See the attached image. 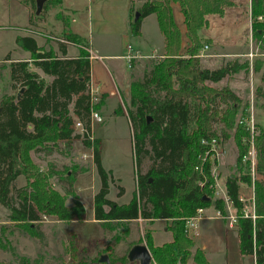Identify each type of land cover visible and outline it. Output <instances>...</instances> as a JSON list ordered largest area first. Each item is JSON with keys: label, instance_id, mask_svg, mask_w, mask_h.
<instances>
[{"label": "trees", "instance_id": "trees-1", "mask_svg": "<svg viewBox=\"0 0 264 264\" xmlns=\"http://www.w3.org/2000/svg\"><path fill=\"white\" fill-rule=\"evenodd\" d=\"M29 4L35 14L36 0H21ZM61 0H44L35 17L49 4ZM170 3H176L184 25L185 47L181 52L180 32L176 26ZM231 0H139L130 2L128 28L133 36L140 34L141 19L153 14L162 36V52L148 58L140 78H131L123 110L129 121L136 161L135 190L124 204L106 198L110 171L99 160V139L91 137L90 112L103 104L98 98L89 100V60L86 41L75 33L63 32L55 50L37 45L30 35H16V46L28 53L27 60H9L10 88L15 90L0 99V205L9 211L8 220L36 237L40 215L55 216L58 220L81 221L84 208L71 189L76 169L65 173L68 187L64 195L74 199L65 205V197L54 190L48 170L38 171L30 154L40 149L68 150L73 142L91 151L92 163L99 179V188L92 196L93 218L102 227L111 229L112 223L123 225V238L128 224L136 219L167 222L165 230L170 240L154 245L146 232L143 243L150 256V264H205L203 250L196 247L185 230V220L198 208H212L224 212V201L212 197L213 177L209 162V142L216 137L218 124L222 140L232 137L236 148L235 164L241 169V159L249 140L240 141L244 132L233 128L239 98L227 87H215L225 77L240 70L247 71L248 63L227 61L216 68L201 67L197 51L201 47L198 30L206 26L207 15L221 17ZM137 17L134 19V13ZM251 31L254 38L264 42V0H249ZM258 19L260 21L258 22ZM77 45L78 54L66 55V45ZM50 77L45 81L29 66ZM263 84L255 89L256 98L264 93V64L253 66ZM18 95V96H17ZM117 107L114 114H121ZM73 118L81 125L76 132ZM252 145L255 150V171L264 178V127L255 126ZM148 165L140 171L143 161ZM83 170V168H79ZM56 174V173H54ZM18 176L24 184L14 187ZM111 177V176H110ZM112 181V180H111ZM253 183V212L255 217L239 216L244 204L239 199V183ZM224 191L238 215L235 227L238 252L250 255L255 264H264V180L256 181L246 174L225 178ZM122 192L120 190L118 195ZM108 226V227H107ZM120 240L119 237L115 241ZM140 239L128 244L117 261H127L126 253ZM1 245V243H0ZM110 250V249H105ZM111 256L112 252H109ZM0 264H9L0 260Z\"/></svg>", "mask_w": 264, "mask_h": 264}, {"label": "rangeland", "instance_id": "rangeland-1", "mask_svg": "<svg viewBox=\"0 0 264 264\" xmlns=\"http://www.w3.org/2000/svg\"><path fill=\"white\" fill-rule=\"evenodd\" d=\"M77 1L82 4L85 16V10L87 7L89 8L88 24L83 30L86 43L92 42V46L101 44L106 47H112L113 45L118 47L121 36V43L123 44L128 43L132 46H140L143 49L154 46L156 49L154 54H161L163 40L157 30L153 14L146 15L141 19L139 24L140 34L133 36L128 30L124 34L118 27L126 0ZM61 2L47 5L46 10L36 18L28 3L21 0H0V99L3 95H10L15 92L10 88L9 60H4L5 56H8L11 60H17L20 59L21 53L27 55V52L16 46L15 36L28 34L36 38L38 45H42L45 49H55L56 44L63 37V32L68 31L66 27H68L70 19L76 16L71 10L60 9ZM130 2L133 7L139 4V0H130ZM248 3V0H235L233 8L225 10L222 20L215 16H209L208 32L213 33V37L200 38L201 47L196 52L197 55L198 53L201 54L198 56L201 67L216 68L232 60L248 63L247 71L240 70L217 83L209 84L219 88L227 87L239 98V106L234 114L233 128L239 127L244 132L240 136L242 143H246L247 138L250 140L251 135L254 134L255 126L264 127V93L259 98H256L255 95V89L263 86V84L258 79L259 73L253 72L252 69L253 66L262 67L264 64V42L252 35ZM173 9L175 22L181 25V15L176 3H173ZM26 14L29 21L21 27L26 19ZM259 21L260 19H258ZM98 31L105 32L106 34L102 33L105 36H98L96 34ZM124 39H126V43ZM203 46H206V48H203ZM130 47L128 46V49ZM184 47L185 42L180 50L181 52H183ZM140 57L132 70L120 61V63L122 62L121 72L123 74L132 73L134 79L140 78L145 67H148L146 66L148 57L141 55ZM118 63L119 61L116 62V65ZM29 68L33 71L39 70L32 65ZM92 70L99 79L104 78L101 65H94ZM45 80L49 81L50 77L46 76ZM116 100L117 98L107 101L106 110L101 111L104 115L102 117L103 121L97 123L94 130L100 139V165L104 170L110 171L111 176L108 178L106 198L117 204H124L129 201L135 190L136 161L132 131L123 110V102L120 103L123 113L114 114V107L117 105ZM127 104L128 97L124 106ZM93 120H90L89 135L91 137ZM75 121L77 120L73 118V123ZM219 127L218 124L214 125L216 137L209 142V162L211 163V175L213 177L212 197L225 195L223 182L229 175L246 174L250 177L251 182L253 180H264L261 175L253 171V167L248 161L241 159V169L239 171V167L235 164L236 148L232 137L233 129L230 130L229 137L222 140ZM74 129L79 132L76 126H74ZM59 146L63 152L54 147L40 149L32 152L30 158L38 171L48 170L49 173H53L48 181L51 187L62 195L68 187L65 173L68 175L75 168L77 172H75L74 179L82 174L83 186L79 188V197L76 198L84 208L83 219L81 221L63 222L55 216L40 215L36 227L38 235L32 237L23 229L17 227L16 224L10 222L8 220L9 211L0 205L1 261L9 264H137L136 261H128L127 258V261H117L112 258L123 256L128 244L138 239L141 240L139 244H144V234L148 232L151 235L153 229L156 230L153 240L155 244L170 239L169 233L164 231L167 222H147L144 220L130 222L127 234L121 238L123 225L112 223L114 227L111 229L107 226V229L106 226L102 227L97 223L92 218L93 216L89 217L92 206L91 179L93 180V186L99 185L95 166L91 163L92 158L90 160V150L81 146L79 142H73L68 150L63 149L62 145ZM249 147L248 145L247 150ZM255 164L256 158L254 167ZM147 165L148 162L144 160L140 171L144 172ZM79 168H83V170L79 171ZM74 179L71 185L73 190ZM23 184V177L18 176L13 185L17 188ZM98 188L99 186L94 187V190L97 191ZM120 190L122 192L118 195ZM252 193L253 183L250 185L243 182L239 183V197L248 199L252 196ZM73 195L75 196L74 192ZM64 197L65 205L70 206L74 197L70 194L64 195ZM243 204L244 209H251L249 201L246 200ZM231 213L236 214V211L232 210ZM207 223L210 225L209 222ZM220 224L222 228L226 229V222H220ZM166 236L168 237L166 238ZM117 237L120 240L115 241ZM232 239L227 240L226 244L230 243L233 247L228 249L225 256L224 240L221 235L215 232L213 235H207L206 238H203L206 264H251L250 257L240 255L237 248L235 250V240L233 239L232 245ZM105 249L110 250L105 252ZM110 251L114 254L113 256L110 255ZM101 257H104L106 261H100Z\"/></svg>", "mask_w": 264, "mask_h": 264}, {"label": "crops", "instance_id": "crops-1", "mask_svg": "<svg viewBox=\"0 0 264 264\" xmlns=\"http://www.w3.org/2000/svg\"><path fill=\"white\" fill-rule=\"evenodd\" d=\"M231 1H232V5L230 7L225 8L224 13L226 12L225 11L226 9L233 8V6H234L233 4L235 3V0H231ZM129 5H130V0H126L125 8L123 9V13H122L120 20L118 22V27L122 32H124V34H126L127 30L129 31V29H128ZM170 7H171L172 17H173V20L175 22V16L173 13L174 12L173 3H170ZM60 9H67V10L73 11V13L76 17L70 19V23L68 24V27H66V30L70 31L71 33H75L79 37L84 39L83 30H84L85 26H87V24H88L87 15L89 12V8L88 7L86 8V10H85L86 16H85L83 6L79 1H77V0H62V2L60 4ZM178 11H179V8H178ZM25 13H26V11H25ZM209 16H215L216 18H220V20H222L221 18L223 15L221 17H219L217 15H207L206 16V21H207L206 26H204L198 30L199 38H204V37L205 38H211V37H213V33L208 32V29H209L208 28V25H209L208 24V17ZM154 19H155V16H154ZM180 20H181V25L178 24L177 22H175V24L178 27L179 32H180L181 49H182L184 42L186 43V39L184 37V25L182 22V16H181ZM27 21H29V18H27V14H26V19L24 21V24L21 27H23ZM155 23H156V19H155ZM156 26H157V24H156ZM157 30H158V27H157ZM99 32L100 31H98V33H96L98 36H102V37L105 36V35H102V33H105V32H100V33ZM158 32H159V30H158ZM26 35H28V34H26ZM120 38H121V41L119 42L118 47H116V45L115 46L113 45L112 47H109V46L106 47V46L101 45V44H95L94 46H92L93 44H92V42H90V43H86V48H84L88 53L90 85L92 86V88H94L96 90V94H95L96 99L98 97V98H101L103 100V104L100 106L99 109H97V111H95L97 116H98L97 121L95 119L92 121V124H91L92 137L97 138V139H99V137L95 134V130H94L95 125L97 123H99V122L101 123V121H103L102 117L104 115L102 114L101 111L103 109L106 110L107 101L117 98V100H116L117 105H116V107H114V110L118 106L121 107L120 103L123 102L122 105H124L127 102V89H128L129 82H130L133 75H132V73L123 74L121 72V69H122L121 63L123 62V65L126 64L128 66V68L132 70V68L134 67L137 60L141 58V57H139V58L131 59L129 64H127L126 60L124 59V56L128 53V50H130V53H137L138 55H141V56L155 55L154 53H155L156 49L154 46H150L147 49H143L140 46H136V45L132 46V45L126 43V39H124V42L126 44H123V43H121L122 37L120 36ZM34 39L37 43V39L36 38H34ZM162 44H163V41H162ZM37 45H38V43H37ZM39 46H41V45H39ZM128 46H131V47L128 49ZM53 50H55V49H53ZM161 52H162V49H161ZM77 54H78V46L77 45L66 46V55L75 56ZM155 56H157V55H155ZM19 57L22 60H27L28 53H27V55L21 53V56H19ZM20 59H17V60H20ZM117 61H119V63H120V61H122V62L120 64L118 63L116 65ZM98 64L101 65L103 68V75H104L103 79H99L94 74V72L92 70L94 65H98ZM35 72L41 78H43L45 80V78H46L45 74H43L40 70H36ZM120 94H121V96H120ZM111 108H113V107H111ZM109 110H110V108H109ZM122 113H123V111H122ZM116 115H118V114H116ZM87 149H89V148H87ZM99 149H100V139H99ZM89 153H90L89 155H91L90 151H89ZM90 160H91V156H90ZM82 181H83L82 180V174H79L74 179V190L72 189V191L75 193V197H79L78 196L79 188L83 186ZM92 181L93 180L91 179V186H90L91 196H93L94 192L96 191V190H94V187L99 186V185L93 186ZM203 214L205 215V217L195 221L193 228H189L188 232H187L188 235L191 237L194 245L196 247H200L203 250L205 243L202 241V239L206 238L207 235H213L216 232V233H218V235H221L222 239L224 240V251H225L224 255L225 256H226L228 249H230V247H233V246H231L230 243L226 244L227 240H229L230 238H233L235 240L234 248H235V250H236V248L238 250V236H237L235 224H232L231 226H229L226 220L214 218L213 215L215 214V210L212 208L204 209ZM92 216H93V212H92V206H91V213H90L89 217H92ZM140 220L141 219L138 218L134 222H137ZM144 221H147V220H144ZM153 221L154 222L155 221L165 222L164 220H153ZM153 221H147V222H153ZM207 222H209L210 225ZM220 222H224V223L226 222V227H225L226 229L221 227ZM232 229L234 232L231 231ZM155 231L156 230L153 229L152 234H151L152 241L154 240V237H155ZM164 231H166L165 227H164ZM166 232H168V231H166ZM167 237L168 236H166V238ZM169 237H170V233H169ZM233 239H232V245H233ZM166 241H168V240H165L164 242H166ZM161 243H163V242H161ZM154 245H159V244L154 243ZM203 253H204V251H203ZM244 256L250 257L251 258V264L253 263V257L252 256H250V255H244ZM204 257H205V255H204ZM205 260H206V258H205ZM206 262H207V260H206ZM206 262H205V264H206Z\"/></svg>", "mask_w": 264, "mask_h": 264}, {"label": "built area", "instance_id": "built-area-1", "mask_svg": "<svg viewBox=\"0 0 264 264\" xmlns=\"http://www.w3.org/2000/svg\"><path fill=\"white\" fill-rule=\"evenodd\" d=\"M60 41H63V40L61 39ZM203 48H206V46H203ZM200 55L201 54L198 53L197 56H200ZM154 56L155 55H149V56H145V57L152 58ZM139 57H140V55H138L137 53H130V52H128L124 56V59L126 60V63L129 64V62L131 61V59L139 58ZM87 92H88V95H89L90 102L93 103L96 100V96H95L96 90L94 88H92V86L90 85V82H88ZM97 118H98V116H97L96 112L92 110L90 112V120L97 119ZM73 124H74V126L77 127V129L79 130V132L82 131L81 125H80V123L78 121H75ZM252 135L250 137L249 144H248L250 147L246 151V153L242 156V160L250 162L251 166L253 167V171L256 172L255 171V167H254L255 150L253 148L252 141H251L252 140ZM89 139H91V135L89 136ZM224 194H225V191H224ZM220 198H222L223 201H224V212L223 213H220L219 211H215V214L213 215V217L214 218L221 219V220H226L227 223H228V225L231 226L232 224H235L236 223V220H237L238 215L231 213L232 210L234 211V208H233L231 202L227 200L226 195L220 196ZM239 199H240V201L242 203L244 201H246V200L249 201L250 202V206L249 207H251V209H249V210L243 208L241 210L239 216L249 217V218L253 219L255 217L254 212H253V193H252V196L249 197L248 199H244V198H241V197H239ZM203 212H204V209L203 208H198V209L195 210L194 215L188 217L185 220V230L187 232H188V229L189 228H193V225H194V222L195 221H197V220L205 217V215L203 214ZM252 264H255L254 259H253V263Z\"/></svg>", "mask_w": 264, "mask_h": 264}, {"label": "water", "instance_id": "water-1", "mask_svg": "<svg viewBox=\"0 0 264 264\" xmlns=\"http://www.w3.org/2000/svg\"><path fill=\"white\" fill-rule=\"evenodd\" d=\"M43 1L44 0L35 1V14H38V12L40 11ZM136 17H137V13L135 12L134 19ZM126 258L128 261H136L137 264H150L151 262V256L144 244H135L131 246L126 254ZM100 261H106V260L104 259V257H101Z\"/></svg>", "mask_w": 264, "mask_h": 264}]
</instances>
